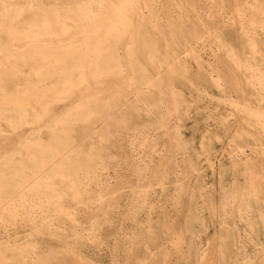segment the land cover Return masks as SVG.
I'll use <instances>...</instances> for the list:
<instances>
[{
    "label": "rangeland",
    "instance_id": "374dc122",
    "mask_svg": "<svg viewBox=\"0 0 264 264\" xmlns=\"http://www.w3.org/2000/svg\"><path fill=\"white\" fill-rule=\"evenodd\" d=\"M80 1L0 0V264H264V0Z\"/></svg>",
    "mask_w": 264,
    "mask_h": 264
},
{
    "label": "bare ground",
    "instance_id": "6f19581e",
    "mask_svg": "<svg viewBox=\"0 0 264 264\" xmlns=\"http://www.w3.org/2000/svg\"><path fill=\"white\" fill-rule=\"evenodd\" d=\"M53 1H54V0H53ZM69 1H70V0H69ZM79 1H80V0H79ZM119 1H121V0H119ZM122 1H123V0H122ZM122 1H121V3L118 2L120 5L118 4L117 6L113 7V11H111V12H113V13H110V14H113V15H114L115 12H117V13H116L114 16H113V15H110L111 17L108 15V18H106V20L109 21V22H107V23H111V25H112V22L114 23V21H116V18H115V20L113 21L114 17H115L116 15L118 16V14H121V12L123 11L122 9H119V8L126 9L125 7H127V5H129V6L127 7V10H125V11H129V9L132 10L133 8H135L134 5L131 3V2H133V0H124L123 2H122ZM134 1H135V0H134ZM146 1H147V0H145V2H146ZM242 1H243V0H242ZM262 1H263V0H261L260 3H261ZM3 2H4V1H3ZM80 2H81V1H80ZM141 2H143V1H141ZM148 2H149V1H148ZM185 2H186V0H185ZM258 2H259V1H258ZM71 3H72V2H71ZM73 3H74V2H73ZM84 3H85V2H84ZM143 3H144V2H143ZM150 3H151V1H150L149 4H148L149 6H150ZM183 3H184V1H183ZM241 3H243V2H241ZM79 4H80V3H79ZM96 4H97V3H96ZM137 4H138V3H137ZM69 5H70V4H69ZM87 5H88V3H87ZM98 5H99V4H98ZM132 5H133V6H132ZM144 5H145V4H144ZM146 5H147V4H146ZM163 5H164V4H163ZM73 6H74V5H73ZM78 6H79V5H78ZM78 6H77V7H78ZM94 6H95V5H94ZM101 6H102V5H101ZM244 6H245V5H244ZM69 7H70V6H69ZM77 7H76V5H75V9H77ZM96 7H97V6H96ZM99 7H100V6H99ZM105 7H106V6H105ZM132 7H133V8H132ZM59 8H60V7H59ZM78 8H79V7H78ZM93 8H94V7H93ZM111 8H112V6H111ZM117 8H118V9H117ZM150 8H151V7H150ZM254 8H255V7H254ZM260 8H261V7H260ZM67 9H68V7H67ZM75 9H74V10H75ZM80 9H81V7L79 8V10H80ZM82 9H83V8H82ZM116 9H117V10H116ZM141 9H142V8H141ZM79 10H77V11H79ZM86 10H87V8H86ZM103 10H104V8H103ZM107 10H108V9H107ZM121 10H122V11H121ZM258 10H259V9H258ZM258 10H257V11H258ZM48 11H49V10H48ZM66 11H68V10H66ZM77 11H76V12H77ZM82 11H83V10H82ZM95 11H96V10H95ZM98 11H99V10H98ZM114 11H115V12H114ZM132 11H134V9H133ZM260 11L262 12L263 10H260ZM103 12H104V11H103ZM106 12H107V11H106ZM106 12H105V13H106ZM108 12H109V11H108ZM123 12H124V11H123ZM123 12H122V14H123ZM250 12H251V11H250ZM78 13L80 14L81 11L78 12ZM6 14H7V13H6ZM73 14H74V13H73ZM82 14H83V13H82ZM82 14H81V15H82ZM122 14H121V15H122ZM263 14H264V12H263ZM7 15H8V14H7ZM88 15H89V14H88ZM95 15H97V14H95ZM121 15H120V17H121ZM176 15H177V14H176ZM257 16H258V15H257ZM259 16H260V15H259ZM57 17H58V16H57ZM57 17H56V18H57ZM95 17H96V16H95ZM95 17H94V18H95ZM244 17H245V16H244ZM262 17H263V16H262ZM56 18H55V19H56ZM103 18H104V17H103ZM118 18H119V16H118ZM118 18H117V19H118ZM16 19H17V18H16ZM101 19H102V18H101ZM178 19H179V18H178ZM263 19H264V18H263ZM94 20H97V18L94 19ZM55 21L58 22V21H61V19H60V20H55ZM77 21H78V20H77ZM129 21H130V20H129ZM103 22H104V21H103ZM103 22H101V23H103ZM117 22H118V21H117ZM180 22H181V21H180ZM246 22H247V21H246ZM129 23H130V22H129ZM129 23H128V21H127L126 24L129 25ZM131 23H132V22H131ZM131 23H130V25H131ZM262 23H263V22H262ZM36 24H37V23H36ZM58 24H59V23H58ZM177 24H178V23H177ZM263 24H264V23H263ZM127 25H126V28L128 27ZM244 25H245V24H244ZM258 25H259V24H258ZM178 26H179V25H178ZM182 27H183V26H182ZM262 27H263V26H262ZM262 27H261V28H262ZM176 28H177V27H176ZM183 28H184V27H183ZM183 28H182V29H183ZM241 28H242V27H241ZM101 29H102V28H101ZM101 29H100V30H101ZM113 29H114V28H111V30H113ZM163 29H164V28H163ZM85 30H86V29H85ZM103 30H104V28H103ZM107 30H108V29H107ZM107 30H106V32H104V33H107ZM177 31H178V30H177ZM100 32H102V31H100ZM108 32H109V31H108ZM169 32H170V31H169ZM179 32H181V30H180ZM90 33H91V32H90ZM90 33H89V34H90ZM175 33H176V32H175ZM246 33H247V32H246ZM129 34H130V33H129ZM244 34H245V32H244ZM93 35H95V34H93ZM93 35H92V36H93ZM109 35H110V34H109ZM109 35H108V36H109ZM127 35H128V34H127ZM246 35H247V34H246ZM31 36H32V35H31ZM95 36H96V35H95ZM101 36H102V35H101ZM108 36H107V37H108ZM242 36H243V34H242ZM109 37H111V36H109ZM118 37H119V35H118ZM118 37L115 36V39H116V38L119 39ZM124 37H125V36H124ZM95 38H97V39L99 40V37H95ZM100 38H101V37H100ZM103 38H104V37H103ZM173 38H174V36H173ZM194 38H195V37H194ZM43 39H44V38H43ZM82 39H83V40H87V39H88L87 35L83 36ZM110 39H112V38H110ZM146 39H147V38H146ZM244 39H245V38H244ZM80 40H81V39H80ZM105 40H106V37H105ZM119 40H120V39H119ZM99 41H100V40H99ZM101 41H102V40H101ZM106 41H110V40H106ZM248 41H249V40H248ZM43 42H44V41H43ZM26 43H27V42H26ZM52 43H53V41H52ZM52 43H51V44H52ZM65 43H67V41H66ZM103 43H104V40H103ZM105 43H107V42H105ZM33 44H34V43H33ZM33 44H32V45H33ZM42 44H43V43H42ZM81 44H82V43H81ZM242 44H243V43H242ZM20 45H21V44H20ZM29 45H30V44H29ZM29 45H28V46H29ZM32 45H31V48H33ZM36 45H38V44H36ZM64 45H65V44H64ZM82 45H83V44H82ZM246 45H247V44H246ZM68 46H69V45H67V47H65V50H63V49L60 50L61 48L58 49V50L61 51V53H62V52H65V53H63V57H64V55H66V54L68 55L69 50H70V54H72L71 51L73 52V49H70V48H73V47L70 45L69 49H67ZM247 46H248V45H247ZM35 47H36V46H35ZM245 47H246V46H245ZM251 47H252V46H251ZM48 48H49V47H48ZM48 48H47V49H48ZM58 48H59V47H58ZM246 48H247V47H246ZM29 49H30V48H29ZM36 49H38V48L36 47ZM43 49H44V48H43ZM52 49H53V48H52ZM246 50H247V49H246ZM52 51H53V50H52ZM55 51L58 52L56 49H55ZM60 51H59V52H60ZM105 51H106V50H105ZM67 52H68V53H67ZM101 52H102V50H101L100 48H99V49H95V50L93 51V53H94L93 55H95V56L97 57V60H96V61H95V60L93 61V64H94V66H95V68H96V69H94V72H96V73H97V72H101L102 70L100 69V70H101V71H100V70H99V67L102 66V65H104V64L107 62V60H106V61H99V60H98V56H97V55H100ZM245 52H246V51H245ZM61 53H60V54H61ZM73 53H75V52H73ZM104 53H105V52H103V54H104ZM241 53H242V52H241ZM253 53H254V52H253ZM70 54H69L68 56H70ZM106 54H107V52H106ZM246 54H247V53H246ZM67 55H66V56H67ZM254 55H255V54H254ZM72 56H73V54H72ZM83 56H84V55H83ZM96 57H95V58H96ZM64 58L66 59L67 57H64ZM81 58H82V57H81ZM84 58H85V56H84ZM241 58H242V57H241ZM31 59H32V58H31ZM33 59H34V58H33ZM37 60H39V59H37ZM40 60H41V59H40ZM1 61H2V60H1ZM263 61H264V60H263ZM45 65H46V64H45ZM220 66H221V65H220ZM224 66H225V65H224ZM227 66H228V65H227ZM221 67H222V66H221ZM228 67H229V66H228ZM46 68H47V67H46ZM226 68H227V67H226ZM224 69H225V68H224ZM228 70H229V69H228ZM262 72H263V71H262ZM246 73H247V72H245V74H246ZM259 76H261V74H260ZM245 77H247V75H246ZM245 77H244V78H245ZM261 78H262V77H261ZM53 79H54V78H53ZM78 79H79V78H78ZM246 79H247V78H246ZM258 79H259V78H258ZM258 79H257V80H258ZM255 80H256V79H255ZM257 80H256V81H257ZM55 81H57V80H55ZM245 81H246V80H245ZM261 81H262V80H261ZM263 82H264V81H262V83H263ZM246 83H247V82H246ZM256 84H257V83H256ZM263 84H264V83H263ZM51 85H52V84H51ZM241 85H242V84H241ZM244 85H245V82H244ZM259 85H260V84H259ZM111 87H112V86H111ZM261 87H264V86L261 85ZM70 88H71V87H69L68 89H70ZM88 88H89V87H88ZM88 88H87V89H88ZM93 88H95V87H93ZM101 88H102V87H101ZM243 89H244V87H243ZM262 89L264 90V88H262ZM83 90H84V89H83ZM88 90H89V89H88ZM90 90H91V89H90ZM101 90H102V89H101ZM72 91H73V90H72ZM74 91H75V90H74ZM74 91H73V92H74ZM258 91H259V90H258ZM68 92H70V91H68ZM88 92H89V91H88ZM94 92H95V90H94ZM45 94H46V93H45ZM50 94H51V93H50ZM68 94H69V93H68ZM68 94H67V95H68ZM73 94H74V93H73ZM98 94H100V93H98ZM35 95H36V96H35V100L37 101V103H39V102H40V101H39V98L41 97V95L39 96V94L37 95V93H36ZM48 95H49V94H48ZM69 95H70V94H69ZM244 95H245V94H244ZM71 96H72V95H71ZM96 96H97V95H96ZM109 96H110V95H109ZM109 96H108V98H110ZM20 97H21V96H20ZM30 97H31V96H30ZM102 97H103V96H102ZM106 98H107V96H106ZM65 99H66V98H65ZM95 99H96V98H95ZM97 99H98V98H97ZM97 99H96V101H97ZM133 99H134V98H133ZM136 99H139V98H136ZM20 100H21V99H20ZM20 100H15V103H16L17 101H20ZM66 100H67V99H66ZM75 100L77 101V98H76ZM24 101H25V100H24ZM63 101H64V100H63ZM69 101H70V99H69ZM69 101H68V102H69ZM82 101H83V99H82ZM84 101H85V100H84ZM96 101H94V99H93V101H89L88 104H89L90 102H93L94 105L97 104V106H98V105L100 106V105L102 104V103L98 104L99 102H96ZM98 101H99V99H98ZM104 101H105V97L102 98V99H100V102H104ZM140 101H141V99H140ZM21 102H22V101H21ZM21 102H19V104H21ZM66 102H67V101H66ZM95 102H96V103H95ZM105 102H106V101H105ZM45 103H46V101L42 102V103L40 104V106H41L42 108L45 107V110H46L47 107H46ZM109 103H110V102H109ZM69 104H70V103H69ZM73 104H74V101H73ZM75 104H76V103H75ZM88 104H85V105H88ZM16 105H18V102H17ZM21 105H22V104H21ZM94 105H93V106H94ZM102 105H104V103H103ZM67 106H68V105H67ZM99 106H98V107H99ZM74 107H75V106H74ZM99 108H100V107H99ZM99 108H98V109H99ZM95 109H96V108H95ZM101 109H102V108H101ZM48 110H49V109H48ZM56 110H57V108H56L55 110H53L52 114H54V112H55ZM70 111H71V110H70ZM98 111H99V110H98ZM100 111H101V110H100ZM56 113H57V112H56ZM32 114H33V113H32ZM52 124H53V123H52ZM58 138H59V137H58ZM28 143H29V142H28ZM29 145H30V144H29ZM27 147H28V146H27ZM30 147H31V146H30ZM42 147H43V145H42ZM20 148H21V147H20ZM22 148H25V147H22ZM22 148H21V149H22ZM28 148H29V147H28ZM62 149H63V146H62ZM66 149H68V146H67ZM66 149H65V150H66ZM19 150H20V149H19ZM19 150H18V151H19ZM26 150H27V148L25 149V152H26ZM35 150H36V149H35ZM51 150H52V149H51ZM59 150H60V149H59ZM51 152H52V151H51ZM51 152H49V153H51ZM57 152H58V151H57ZM66 152H67V151H66ZM29 153H30V152H29ZM38 153H39V152H38ZM40 153H42V152H40ZM52 153H53V152H52ZM26 154H27V153H26ZM34 154H35V153H34ZM34 154H33V156H34ZM68 154H69V153H67V155H68ZM28 155H29V154H28ZM35 155H36V154H35ZM42 155H43V154H42ZM44 155H45V154H44ZM29 156H30V155H29ZM29 156H28V158H29ZM48 156H50V154H49ZM39 157H40V156H39ZM46 157H47V156H46ZM50 157H51V156H50ZM29 159H30V158H29ZM44 159H45V158H44ZM33 160H34V158H33ZM35 160H36V159H35ZM50 160H51V159H50ZM56 160H57V159H56ZM2 161H3V160H2ZM36 161H37V160H36ZM60 161L62 162L63 160H60ZM27 162H28V161H27ZM39 162H40V161H39ZM39 162H38V163H39ZM41 162H43V161L41 160ZM41 162H40V163H41ZM66 162H67V161H66ZM5 163H6V162H5ZM43 163H44V162H43ZM45 163H46V161H45ZM57 163H58V162H57ZM33 164H34V163H33ZM46 164H47V163H46ZM48 164H51V163H48ZM54 164H55V163H54ZM67 164H68V162H67ZM5 165H6V164H5ZM31 165H32V164H31ZM15 166H16V165H15ZM33 166H34V165H33ZM33 166H32V167H33ZM43 166H44V165H43ZM43 166H42V167H43ZM49 166H50V165H49ZM54 166H55V165H54ZM58 166H59V165H58ZM61 166H62V165H61ZM6 167H7V166H6ZM38 167H39V166H38ZM46 167H47V166H46ZM52 168H53V166H52ZM50 169H51V168L49 167V171H51ZM61 169H62V171H63V168H62V167H61ZM38 170H39V169H38ZM44 170H45V169H44ZM41 173H43V171H42ZM16 175H17V174H16ZM45 175H46V174H45ZM24 176H25V175H24ZM60 177H61V176H60ZM17 178H18V180H19V177H17ZM20 178H21V177H20ZM62 178H63V177H62ZM8 179H9V178H8ZM15 179H16V178H15ZM43 179H44V178H43ZM77 179H79V178H77ZM38 180H39V179H38ZM23 181H24V179H23V180L21 179V181L19 180L20 184H21V182H23ZM25 181H26V179H25ZM25 181H24L22 184H23V185H24V184H27V185H25V186H28V188L31 187V186L34 187V186L36 185L34 181H33V182H32V181L29 182V184H28V183H25ZM39 181H40V180H39ZM249 181H250V180H249ZM42 182H43V184H44L45 181H42ZM42 182H41V183H42ZM250 182H251V181H250ZM14 183H15V181H14ZM17 183H18V182H17ZM32 183H34L35 185H33ZM39 183H40V182H39ZM20 184H19V185H20ZM51 184H52V182H51ZM254 184H255V183H254ZM23 185H21V186L23 187ZM29 185H30V186H29ZM25 186H24V187H25ZM44 186H45V185H44ZM44 186H43V187H44ZM65 186H66V185H65ZM256 186H257V185H256ZM17 187H18V186H17ZM22 187H21V188H22ZM33 187L30 188V189H32V190H30V189L28 190V189H27V190H26L27 193H28V191H31V192H32V191H34L35 189H37V190H35V191H39L38 188H37V186H35L34 190H33ZM40 187H41V186H40ZM43 187H42V189H43ZM45 187H46V186H45ZM45 187H44V188H45ZM254 187H255V186H254ZM18 188H20V187H18ZM26 188H27V187H26ZM47 188H49V187L47 186ZM256 188H257V187H256ZM39 189H40V188H39ZM61 189H62V188H61ZM7 190H8V189H7ZM21 190H22V189H21ZM23 190H24V188H23ZM43 190H44V189H43ZM43 190H41V191H43ZM53 190H54V189H53ZM74 190H75V189H74ZM26 191H25V192H26ZM41 191H39V193H37V192H35V193L40 195V194L42 193ZM44 191H46V190H44ZM47 191H48V190H47ZM47 191H46V193H47ZM51 191H52V190H51ZM63 191H64V190H63ZM69 191H70V190H69ZM69 191H68V192H69ZM71 191H72V190H71ZM82 191H83V190H82ZM254 191H255V190H254ZM49 192H50V191H49ZM49 192H48V193H49ZM53 192H54V191H53ZM58 192H59V191H58ZM17 193H18V192H17ZM33 193H34V192H32V194H33ZM35 193H34V194H35ZM12 194H13V193H12ZM28 194L30 195V192H29ZM51 194H52V193H51ZM75 194H76V193H75ZM86 194H88V193H86ZM86 194H85V195H86ZM20 195H21V194H20ZM22 195H23V194H22ZM41 195H42V194H41ZM41 195H40V196H41ZM44 195H45V194H44ZM53 195H54V194H53ZM77 195H78V194H77ZM77 195H76V196H77ZM82 195H83V194H82ZM33 196H34V195H33ZM35 196H37V195H35ZM55 196H56V193H55ZM58 196H59V195H58ZM87 196H89V195H87ZM92 196H93V195H92ZM25 197H26V196H25ZM42 197H44V196H42ZM47 197H48V196H47ZM89 197H90V196H89ZM93 197H94V196H93ZM21 198H23V197L21 196ZM91 198H92V197H91ZM7 199H8V198H7ZM36 199H37V198H36ZM47 199H49V197H48ZM51 199H52V198H51ZM86 199H87V198H86ZM11 200H13V199H11ZM14 200H15V199H14ZM39 200H40V199H39ZM22 201H23V200H22ZM22 201H21V203H22ZM35 201H36V200H35ZM35 201H34V202H35ZM51 201H52V200H51ZM66 201H67V200H66ZM40 202H41V201H40ZM46 202H47V201H46ZM59 202H60V201H59ZM10 203H12V202H10ZM32 203H33V202H32ZM32 203H31V206H32ZM5 204H6V203H5ZM15 204H16V203H15ZM15 204H14V205H15ZM23 204H24V203H23ZM40 204H41V203H40ZM42 204H43V203H42ZM48 204H49V203H48ZM11 205H12V204H11ZM36 205H38V204H36ZM45 205H46V204H44L43 207H44ZM1 206H2V205H1ZM26 206H27V205H26ZM29 206H30V205H29ZM53 206H54V205H53ZM8 207H9V206H8ZM15 207H16V206H15ZM35 207H36V206H35ZM38 207H39V205H38ZM46 207H47V206H46ZM31 208H32V207H31ZM33 208H34V207H33ZM49 208H50V207H49ZM57 208H58V207H57ZM100 208H101V207H100ZM2 209H3V208H2ZM13 209H16V208H13ZM19 209H20V208H19ZM24 209H25V208H24ZM27 209H28V208H27ZM37 209H38V208H37ZM8 210H9V209H8ZM8 210H7V211H8ZM10 210H11V208H10ZM28 210H29V209H28ZM58 210H59V209H58ZM62 210H63V209H62ZM0 211H1V210H0ZM64 211H65V210H64ZM2 212H3V210H2ZM2 212H1V213H2ZM47 212H48V211H47ZM103 212H104V211H103ZM3 213H4V212H3ZM7 214H8V213H7ZM3 215H4V214H3ZM8 215H9V214H8ZM17 215H18V214H17ZM26 216H27V215H26ZM90 218H91V217H90ZM94 218H95V217H94ZM43 219H44V218H43ZM1 220H2V218H1ZM90 221H91V220H90ZM179 247H180V246H179ZM214 248H215V247H214ZM214 248H213V249H214ZM210 249H211V248H210ZM212 252H213V251H212ZM260 254H261V253H260ZM173 255H174V254H173ZM77 256H78V255H77ZM64 257H65V256H64ZM206 257H207V256H206ZM206 257H205V258H206ZM207 258H208V257H207ZM262 258H263V257H262ZM69 259H70V258H69ZM69 259H68V260H69ZM210 259H211V258H210ZM62 260H63V259H62ZM68 260H67V263H69ZM74 260H75V259H74ZM205 260H207V259H205ZM262 261H263V260H262ZM75 262H76V261H75ZM75 262H74L73 264H75ZM19 263H20V262H19ZM24 263H25V262H24ZM135 263H136V261H135ZM200 264H201V262H200Z\"/></svg>",
    "mask_w": 264,
    "mask_h": 264
}]
</instances>
